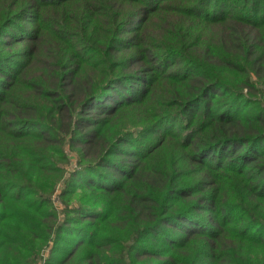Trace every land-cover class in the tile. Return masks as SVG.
<instances>
[{
  "label": "trees",
  "instance_id": "16d2710c",
  "mask_svg": "<svg viewBox=\"0 0 264 264\" xmlns=\"http://www.w3.org/2000/svg\"><path fill=\"white\" fill-rule=\"evenodd\" d=\"M0 264H264V0H0Z\"/></svg>",
  "mask_w": 264,
  "mask_h": 264
}]
</instances>
